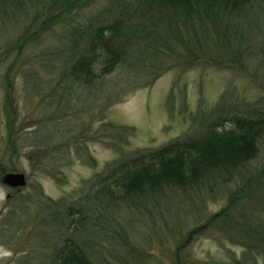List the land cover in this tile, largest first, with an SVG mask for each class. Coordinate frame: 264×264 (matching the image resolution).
<instances>
[{
  "label": "rangeland",
  "instance_id": "374dc122",
  "mask_svg": "<svg viewBox=\"0 0 264 264\" xmlns=\"http://www.w3.org/2000/svg\"><path fill=\"white\" fill-rule=\"evenodd\" d=\"M35 3L26 1V8L10 13L7 24L0 19V188L6 193L0 201V264H60L54 260V230L44 225V207L77 205L84 183L120 158V152L158 149L194 130L189 113H197L200 104L201 114L223 105L226 112L248 115L252 110L264 119V15L238 22L248 39H256L242 50V59L225 67L174 64L151 83L155 75L150 69L120 65L83 86L63 76L64 60L56 52L67 48L68 31L88 26L111 0H89L18 50L23 35L53 15L51 9L38 13L50 0ZM108 123L134 130L127 132L120 152L110 147L122 138L105 134ZM246 168L253 178L263 172L251 196H264V133L258 157ZM11 172L24 173L27 185H5L2 178ZM242 187L231 182L204 198L170 189L152 212L144 206L118 208L109 232L117 239L103 247L100 237L92 264H264L263 255L208 223ZM255 216L264 219V211ZM80 235L86 241L87 234Z\"/></svg>",
  "mask_w": 264,
  "mask_h": 264
},
{
  "label": "trees",
  "instance_id": "16d2710c",
  "mask_svg": "<svg viewBox=\"0 0 264 264\" xmlns=\"http://www.w3.org/2000/svg\"><path fill=\"white\" fill-rule=\"evenodd\" d=\"M26 1L34 2L0 0V19L7 24L10 13L26 8ZM88 1L50 0L48 7H38L39 14H47L51 9L53 15L32 34H24L16 49L21 50L32 37L63 23ZM44 8L47 9L42 13ZM263 15L264 0H111L88 26L76 25L68 31L67 48L56 53L64 60L63 76L79 85H92L120 65L134 70L150 69L155 75L152 83L174 64L188 68L199 63L225 67L242 59V52L256 38L248 39L238 22H252ZM243 45L246 47L242 49ZM261 51L264 55V49ZM65 52L69 54L65 56ZM203 108L202 103L195 114L189 113L187 106L184 110L185 115L190 114L194 130L158 149L139 150L126 156L120 147L128 140L127 132L134 130L120 129L112 123L103 128L105 134L115 133V137L122 138L120 144L110 142V147L122 157L106 164L84 183V193L77 205L60 207L61 202H57V207L43 209L44 225L54 230L55 262L92 264L100 237L103 247L105 241L117 239L109 232L114 230L120 207L144 206L152 212L157 204L161 205L167 190L204 198L231 182L243 184L247 196L240 198L243 191L234 193L229 205L208 223L220 227L248 251L264 256V219L255 216L264 211V196H251L263 172L253 178L246 168L259 155L264 119L254 116L252 110L242 115L240 111L226 112L221 105L201 114ZM82 232L88 236L86 241L81 238Z\"/></svg>",
  "mask_w": 264,
  "mask_h": 264
},
{
  "label": "water",
  "instance_id": "95a60500",
  "mask_svg": "<svg viewBox=\"0 0 264 264\" xmlns=\"http://www.w3.org/2000/svg\"><path fill=\"white\" fill-rule=\"evenodd\" d=\"M2 182L13 189L24 188L28 183L26 175L20 172L6 173L2 178Z\"/></svg>",
  "mask_w": 264,
  "mask_h": 264
},
{
  "label": "clouds",
  "instance_id": "9594fccd",
  "mask_svg": "<svg viewBox=\"0 0 264 264\" xmlns=\"http://www.w3.org/2000/svg\"><path fill=\"white\" fill-rule=\"evenodd\" d=\"M6 197V193L4 192L3 188H0V201H3Z\"/></svg>",
  "mask_w": 264,
  "mask_h": 264
}]
</instances>
